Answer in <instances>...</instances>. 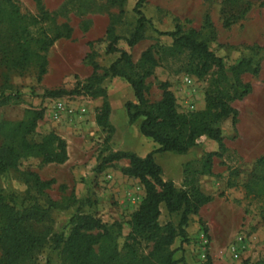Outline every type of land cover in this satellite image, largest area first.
Here are the masks:
<instances>
[{
    "label": "rangeland",
    "instance_id": "obj_1",
    "mask_svg": "<svg viewBox=\"0 0 264 264\" xmlns=\"http://www.w3.org/2000/svg\"><path fill=\"white\" fill-rule=\"evenodd\" d=\"M11 1L14 11L27 16L23 26L34 39L46 34L63 35L46 54L49 64L42 81H38L33 67L24 72L0 67V86L6 87L7 94L11 89L19 92L22 101L0 107V121H20L28 110H44V119L39 121L29 140L38 143L44 136L55 133L67 143L69 158L65 164H43L37 155L28 154L18 169L0 175V190L17 209L36 202L45 206L55 202L49 212L51 219L35 223V229L41 233L51 228V232L68 235L69 221L75 213L92 214L105 224H120L118 249L124 246L131 231V216L144 199L145 189L138 179L122 173L127 161L103 166L102 160L124 150L145 157L159 148L141 134L142 118L135 123L129 121L125 105L136 102L132 87L120 77H108L103 83L111 105L112 134L97 123L103 98L87 95L51 98L46 92L72 90L89 79L93 73L91 55L101 67L99 74L103 75L119 58V54H107L105 48L109 44L107 31L113 26L116 35L122 37L118 48L127 51L136 65L144 51L154 50L159 66L146 82L149 100L160 101V86L168 82L181 115L189 117L203 112L207 107L206 95L213 89L233 94L232 74L225 75L215 68L207 75H197L189 54L172 46L171 38L157 33L184 24L186 30H196L227 67L248 59L258 64L261 71L258 75L246 72L240 76L241 83L250 84L252 90L243 99L229 102L238 113L236 125L232 117L218 123L223 147L203 135L187 154H155L163 178L183 189L187 165L192 166L189 171L198 173L204 169L207 156L217 153L212 159L211 174L197 178L201 190L212 201L191 217L188 242L175 240L171 247L175 250L174 259L184 260L186 264L209 261L264 264V164H258L264 157V0H146L143 12L153 25H147L144 39L132 48L126 39L137 26L134 8L138 0ZM0 2L10 5L5 0ZM11 34L6 25L1 26L0 46L9 43ZM11 48L7 44L2 50ZM59 103L65 110L58 112ZM22 171L37 173L43 180L55 183L41 195L32 184L24 182ZM161 210V225L168 222L177 225L178 214H169L164 206ZM239 237L243 242L235 252L233 247ZM150 247L152 243L144 241L138 247L139 253L147 254ZM52 250L53 243L48 241L23 264H62L58 253Z\"/></svg>",
    "mask_w": 264,
    "mask_h": 264
},
{
    "label": "trees",
    "instance_id": "obj_2",
    "mask_svg": "<svg viewBox=\"0 0 264 264\" xmlns=\"http://www.w3.org/2000/svg\"><path fill=\"white\" fill-rule=\"evenodd\" d=\"M5 2L10 5L0 2V32L2 25L12 31L7 43L12 48L7 51L2 50L7 44L0 46V67L4 66L8 71L15 72H24L33 67L40 82L48 70L46 54L63 35L58 33L55 37H49L46 34L34 39L27 27L23 26L27 16L14 11L11 0ZM145 2L146 0H138L134 8L138 16L137 26L131 37L126 39L128 47L132 48L141 42L147 25H153L143 12ZM225 25L229 26L230 23ZM157 33L171 38L172 46L189 54L197 75H207L215 68L225 75L232 74L230 77L233 79V94H224L219 88H215L206 95V110L187 117L179 113L177 99L170 90V84L164 82L160 86L161 100L152 102L146 97V82L159 66L154 50L149 48L144 51L136 65L127 51L118 48L122 37L116 35L114 27L111 26L106 34L109 44L105 48L107 54H119V58L105 73L99 74L101 67L94 60V55H91L93 73L89 79L78 83L72 90L47 91L46 95L51 98L81 95L103 98L97 123L112 134L114 127L110 123L111 105L103 83L108 77H120L132 87L136 102L129 101L125 105L129 121L135 123L142 118L141 134L152 139L159 148L145 157L124 150L113 152L102 160L103 166L127 161L128 165L122 169V173L138 179L145 189L144 199L131 216V231L125 244L118 249L120 224L108 225L92 214L81 212L71 217L68 235L51 232V228L40 233L34 224L51 219L49 212L54 209L55 202L51 201L47 206L36 202L29 207L17 209L0 190V264H23L45 247L48 241L53 243L52 251L58 253L62 264H186L184 260L174 259L175 250L171 247L177 238H181L183 243L188 242L187 228L191 217L198 215L201 208L212 201V197L201 190L197 178L199 175L211 174L212 159L217 153L207 156L204 169L198 173L189 171L192 166L190 163L187 165V178L183 189L177 188L173 181L163 178V170L156 162L155 154H187L195 148L197 139L203 135L223 147L222 131L218 123L232 117L236 125L238 113L229 102L243 99L252 90L250 84L241 83L240 76L246 72L258 75L261 67L248 59H242L236 65L227 67L223 59L211 50L209 43L201 40L196 30H186L184 24H177L174 30ZM7 92L4 85L0 86V107L22 103L19 92L13 89L9 94ZM44 115V110L35 109L28 110L23 120L0 121V175L18 169L21 160L28 154L37 155L43 164L62 165L68 161L67 143L55 133L44 136L38 143L29 140ZM258 164H264V157L259 159ZM188 176L192 177L189 181ZM21 177L26 184H32L41 195H45L46 187L55 183L54 180H43L31 171H22ZM162 206L169 214L179 215L177 225L172 222L165 225L159 223ZM144 241L151 242L152 247L147 254H140L138 247ZM208 264L213 263L209 261Z\"/></svg>",
    "mask_w": 264,
    "mask_h": 264
},
{
    "label": "built area",
    "instance_id": "obj_3",
    "mask_svg": "<svg viewBox=\"0 0 264 264\" xmlns=\"http://www.w3.org/2000/svg\"><path fill=\"white\" fill-rule=\"evenodd\" d=\"M187 81H188V79H187ZM63 110H65L64 105L62 103H59V105H58V112L63 111ZM83 112H85V110H83ZM242 242H243V238L242 237H239L237 239L236 245L233 247V250L235 252L238 251L241 248L240 245L242 244ZM235 255L237 256V254H235Z\"/></svg>",
    "mask_w": 264,
    "mask_h": 264
}]
</instances>
